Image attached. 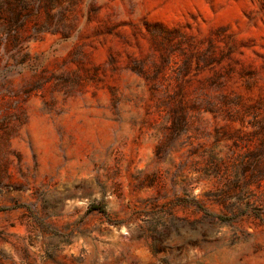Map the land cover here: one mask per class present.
I'll use <instances>...</instances> for the list:
<instances>
[{"label":"rangeland","instance_id":"obj_1","mask_svg":"<svg viewBox=\"0 0 264 264\" xmlns=\"http://www.w3.org/2000/svg\"><path fill=\"white\" fill-rule=\"evenodd\" d=\"M0 264H264V0H0Z\"/></svg>","mask_w":264,"mask_h":264}]
</instances>
